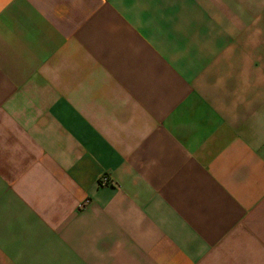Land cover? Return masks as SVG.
Segmentation results:
<instances>
[{"label": "crops", "instance_id": "crops-1", "mask_svg": "<svg viewBox=\"0 0 264 264\" xmlns=\"http://www.w3.org/2000/svg\"><path fill=\"white\" fill-rule=\"evenodd\" d=\"M0 264H264V0H0Z\"/></svg>", "mask_w": 264, "mask_h": 264}, {"label": "built area", "instance_id": "built-area-1", "mask_svg": "<svg viewBox=\"0 0 264 264\" xmlns=\"http://www.w3.org/2000/svg\"><path fill=\"white\" fill-rule=\"evenodd\" d=\"M101 182L102 183H108L109 182V179H108V177H106V176H103L102 178H101Z\"/></svg>", "mask_w": 264, "mask_h": 264}]
</instances>
